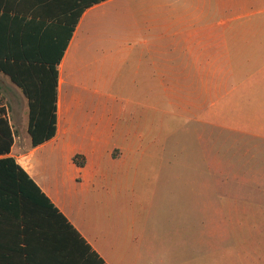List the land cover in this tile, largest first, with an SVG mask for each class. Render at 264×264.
I'll return each instance as SVG.
<instances>
[{
	"label": "crops",
	"instance_id": "0c3cea01",
	"mask_svg": "<svg viewBox=\"0 0 264 264\" xmlns=\"http://www.w3.org/2000/svg\"><path fill=\"white\" fill-rule=\"evenodd\" d=\"M106 5L111 51L102 55L89 19ZM48 24L51 40L57 28ZM208 77H222L226 91L206 108H220L221 122L232 107L252 109V133L264 140V0H106L86 9L58 65L56 135L36 147L29 100L0 71V107L13 136L0 159L13 157L74 228L59 216L57 231L6 217L0 256L17 253L24 264L27 257L26 264H150L144 253L164 251L159 202L167 185H181V172L164 164V150L149 149L139 112L164 114L166 93H194L197 78ZM4 143L0 134V149Z\"/></svg>",
	"mask_w": 264,
	"mask_h": 264
},
{
	"label": "rangeland",
	"instance_id": "374dc122",
	"mask_svg": "<svg viewBox=\"0 0 264 264\" xmlns=\"http://www.w3.org/2000/svg\"><path fill=\"white\" fill-rule=\"evenodd\" d=\"M109 18L106 5L89 19L102 55L111 51ZM102 75L110 76L107 70ZM221 81L197 78L194 93H166L164 114L152 108L139 112L147 117L143 131L149 135V149L164 150V164L179 166L181 172V185H167L165 203L158 206L164 215L165 235L159 237L164 251L144 253L145 262L264 264V140L252 133V109L232 107L222 124L221 109L206 108L225 93ZM173 103L180 109L172 108Z\"/></svg>",
	"mask_w": 264,
	"mask_h": 264
},
{
	"label": "trees",
	"instance_id": "16d2710c",
	"mask_svg": "<svg viewBox=\"0 0 264 264\" xmlns=\"http://www.w3.org/2000/svg\"><path fill=\"white\" fill-rule=\"evenodd\" d=\"M104 1L0 0V71L20 87L29 100L28 130L33 147L56 135L58 65L85 10ZM48 23L57 28V35L51 40ZM61 29L63 43L60 46ZM4 115L6 111L0 107V134L5 136V145L0 152L9 154L13 136ZM74 161L78 165L85 163L81 155H76ZM55 216H59L68 230L74 232V228L13 157L0 159V222L8 223L6 217L16 218L27 227L35 219L48 229L57 231L60 226L56 224ZM62 233L64 238L71 236V233ZM20 252L26 255V248ZM7 256H0V264H24L17 253ZM28 260L27 257L25 264Z\"/></svg>",
	"mask_w": 264,
	"mask_h": 264
}]
</instances>
